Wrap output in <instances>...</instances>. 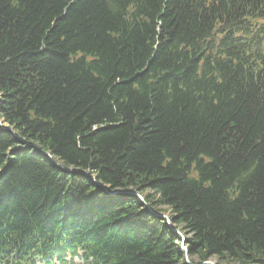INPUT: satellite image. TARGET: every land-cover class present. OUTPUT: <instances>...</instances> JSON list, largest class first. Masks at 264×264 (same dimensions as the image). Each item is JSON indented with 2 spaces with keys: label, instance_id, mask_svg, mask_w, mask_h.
Segmentation results:
<instances>
[{
  "label": "trees",
  "instance_id": "1",
  "mask_svg": "<svg viewBox=\"0 0 264 264\" xmlns=\"http://www.w3.org/2000/svg\"><path fill=\"white\" fill-rule=\"evenodd\" d=\"M176 231L264 264V0H0V264H187Z\"/></svg>",
  "mask_w": 264,
  "mask_h": 264
},
{
  "label": "rangeland",
  "instance_id": "2",
  "mask_svg": "<svg viewBox=\"0 0 264 264\" xmlns=\"http://www.w3.org/2000/svg\"><path fill=\"white\" fill-rule=\"evenodd\" d=\"M169 215H170V213L167 214L166 216L169 217ZM184 247H185V245H184ZM194 262H197V260L194 259ZM211 262L214 263V264H218L219 263L217 260H212ZM74 263H77V261H74Z\"/></svg>",
  "mask_w": 264,
  "mask_h": 264
},
{
  "label": "bare ground",
  "instance_id": "3",
  "mask_svg": "<svg viewBox=\"0 0 264 264\" xmlns=\"http://www.w3.org/2000/svg\"><path fill=\"white\" fill-rule=\"evenodd\" d=\"M44 154H46V153H44ZM73 261H77V262H79V263H83V261L81 260V259H77V258H74V259H72Z\"/></svg>",
  "mask_w": 264,
  "mask_h": 264
},
{
  "label": "water",
  "instance_id": "4",
  "mask_svg": "<svg viewBox=\"0 0 264 264\" xmlns=\"http://www.w3.org/2000/svg\"><path fill=\"white\" fill-rule=\"evenodd\" d=\"M114 195H116V194H114ZM137 197L141 200V201H143V199H142V197L141 196H139V195H137ZM183 242H185V239L183 240ZM188 264H190V262L188 261Z\"/></svg>",
  "mask_w": 264,
  "mask_h": 264
}]
</instances>
